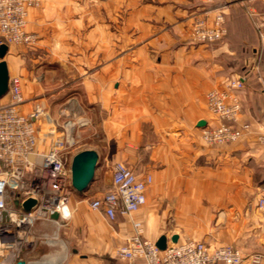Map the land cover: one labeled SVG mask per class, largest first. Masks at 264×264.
<instances>
[{
    "label": "crops",
    "instance_id": "1",
    "mask_svg": "<svg viewBox=\"0 0 264 264\" xmlns=\"http://www.w3.org/2000/svg\"><path fill=\"white\" fill-rule=\"evenodd\" d=\"M219 13L224 37L193 39L195 23H212ZM27 28L40 36L32 53L45 52L59 66L40 72L26 61L25 46H9L7 54L22 51L15 63L7 59L10 76L22 81L20 109L39 104L55 119L82 118L80 132L98 138L90 148L105 166L123 161L153 181L145 205L111 219L90 204L111 188V167L100 195L71 199L65 246L36 240L35 225L21 260L126 264L116 251L137 233L153 241L165 234L169 244L174 234L179 242L231 243L264 255V0H42ZM236 77L244 81L233 89L242 103L236 124L248 128L236 141L207 143L198 122L219 123L207 93ZM11 101L7 93L0 106ZM40 135L45 149L49 139ZM74 137L69 130L67 139Z\"/></svg>",
    "mask_w": 264,
    "mask_h": 264
},
{
    "label": "built area",
    "instance_id": "2",
    "mask_svg": "<svg viewBox=\"0 0 264 264\" xmlns=\"http://www.w3.org/2000/svg\"><path fill=\"white\" fill-rule=\"evenodd\" d=\"M41 4L42 0H0V45H35L38 33L28 30V15ZM225 32V16L219 13L212 23L198 20L193 37L201 42H215ZM260 83L264 91V76ZM243 87V79L236 77L228 79L227 89L208 91L207 106L219 123L202 129L207 143L236 141L248 128V124H236L242 103L233 89ZM9 92L12 101L0 106V264H17L21 260L39 220L66 223L71 218L70 201L74 193L70 167L72 142L67 139V132L75 123L70 118L60 123L39 104L29 113L23 112L19 107L23 101L22 81L17 75L10 76ZM43 119L48 124L45 139H49L45 149L39 147ZM258 141L264 147V132L258 135ZM152 181L151 174L140 177L127 163L118 161L112 167L111 188L92 200L91 207L104 211L111 219L117 212L136 211L145 205ZM28 198L35 199L30 210L23 207ZM54 212L59 214L58 219L52 218ZM116 256L126 264H242L245 261L260 264L264 259L260 252L245 251L231 243L213 246L199 239L168 243L165 249H160L156 241L141 233L122 244Z\"/></svg>",
    "mask_w": 264,
    "mask_h": 264
},
{
    "label": "rangeland",
    "instance_id": "3",
    "mask_svg": "<svg viewBox=\"0 0 264 264\" xmlns=\"http://www.w3.org/2000/svg\"><path fill=\"white\" fill-rule=\"evenodd\" d=\"M39 39H40V36L38 35V41H39ZM193 39H195V38L193 37ZM38 41L36 42L35 45H33L31 47L25 46L26 49L24 51H27L26 55H24L26 57V61H28L30 63H35L39 67L40 72L43 70L45 71L48 68H58L59 63L58 62H52V58H50V56L47 53H45V52L36 53V54L32 53V52H35L36 50H38L37 49L38 48ZM17 50L18 49H13L12 53H8L7 55H5V59L6 60L8 59L10 64L15 63V61L17 60L16 56L20 55L22 52L21 50H18V51ZM31 56H33V58H35V56H36L37 61L36 60L35 61L30 60L29 61V57H31ZM8 93H10V92L8 91ZM61 93H62L61 95L64 94L63 92H61ZM64 97L68 98V95L66 94ZM66 98L65 99L63 98V100L59 101L57 106H59L65 100H67ZM76 103H77V106H79L78 102H76ZM82 112L84 113V111H82ZM63 119L64 118L62 116L58 117V121H60V123L63 122ZM71 120H73L75 124H73V127L70 128L69 130L74 133L75 137H74V140L71 141L72 145L70 146V152L72 154H75L76 152H78L80 150L90 148V146L92 144L95 145L98 138H95V137L89 135L91 133L90 130H88L86 128V130L88 132H80V131H83L82 129L84 128V126H82V124H81L83 119L77 116V118H73ZM47 125L48 124L43 119L41 121V124H40V130L42 131V134L46 133V126ZM61 129H62L61 127H58V130H61ZM58 134L59 133L56 132V135H58ZM111 167H112V165L105 166L103 156L99 155L98 164H97V167L95 169L94 179L90 183L88 189L84 192L85 197H87V196L93 197L94 195L98 196V195H100V194H98L99 192L101 193L102 191H104L108 187L107 183L105 181V175L107 174V172L111 171L110 170ZM76 197H79V194L73 193V196L71 197V199L76 198ZM64 226H65V223L63 221L62 222H60V221L56 222V221H49V220H42L41 219L36 223V228L37 227L39 228V232H37V233H39V235H38L39 237H37L35 239L39 240V241H44V242L45 241H50V242L51 241H57L59 243L58 245L63 246L62 243H67L66 236L64 234ZM242 264H250V263L248 261H245Z\"/></svg>",
    "mask_w": 264,
    "mask_h": 264
},
{
    "label": "water",
    "instance_id": "4",
    "mask_svg": "<svg viewBox=\"0 0 264 264\" xmlns=\"http://www.w3.org/2000/svg\"><path fill=\"white\" fill-rule=\"evenodd\" d=\"M8 50L9 46L7 44L3 43L0 45V97L4 96L9 91L10 73L7 60L5 59V55L7 54ZM198 126L205 127V120H200L198 122ZM98 159L99 155L97 151L92 148L83 149L73 154L70 167L71 181L74 192L82 194L88 189L90 183L94 179ZM34 204L35 199L28 198L23 202V207L26 210H30ZM58 217L59 214L57 212L52 213V218L58 219ZM171 241L173 243L178 242V235H172ZM156 244L160 249H165L168 244L167 235H161L157 239ZM17 264H26V261L19 260Z\"/></svg>",
    "mask_w": 264,
    "mask_h": 264
},
{
    "label": "bare ground",
    "instance_id": "5",
    "mask_svg": "<svg viewBox=\"0 0 264 264\" xmlns=\"http://www.w3.org/2000/svg\"><path fill=\"white\" fill-rule=\"evenodd\" d=\"M69 127L72 128V127H73V124H71ZM56 234H57V233H56ZM56 238H57V237H56ZM62 245L65 246L64 243H62ZM55 261H56V260H55ZM55 261H54V262H55ZM57 262H58V261H57ZM60 262H61V261H60Z\"/></svg>",
    "mask_w": 264,
    "mask_h": 264
},
{
    "label": "trees",
    "instance_id": "6",
    "mask_svg": "<svg viewBox=\"0 0 264 264\" xmlns=\"http://www.w3.org/2000/svg\"><path fill=\"white\" fill-rule=\"evenodd\" d=\"M215 42H217V41H215ZM261 88H262V87H261ZM219 263H220V262H219ZM219 263H218V264H219ZM222 263H223V262H222ZM223 264H224V263H223Z\"/></svg>",
    "mask_w": 264,
    "mask_h": 264
}]
</instances>
